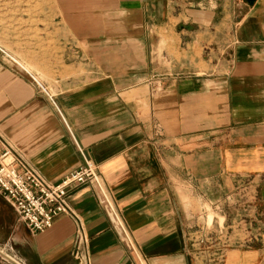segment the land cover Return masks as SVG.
I'll return each instance as SVG.
<instances>
[{"label": "crops", "instance_id": "crops-1", "mask_svg": "<svg viewBox=\"0 0 264 264\" xmlns=\"http://www.w3.org/2000/svg\"><path fill=\"white\" fill-rule=\"evenodd\" d=\"M15 10L0 19V155L10 148L51 184L96 165L99 182L68 200L89 264H215L193 229L204 203L222 219L220 264H264V0ZM237 196L251 233L222 211ZM75 233L61 216L30 234L0 194V249L23 264H79Z\"/></svg>", "mask_w": 264, "mask_h": 264}, {"label": "built area", "instance_id": "built-area-1", "mask_svg": "<svg viewBox=\"0 0 264 264\" xmlns=\"http://www.w3.org/2000/svg\"><path fill=\"white\" fill-rule=\"evenodd\" d=\"M38 86L46 92L42 86ZM16 159V154L10 148L0 155V194L32 235L47 231L61 216L72 218L76 223L73 257L79 264H89L83 225L70 209L68 200L73 191L99 182L96 165L84 159L81 166L57 184H51Z\"/></svg>", "mask_w": 264, "mask_h": 264}, {"label": "rangeland", "instance_id": "rangeland-1", "mask_svg": "<svg viewBox=\"0 0 264 264\" xmlns=\"http://www.w3.org/2000/svg\"><path fill=\"white\" fill-rule=\"evenodd\" d=\"M38 2V0H0V19H5V18H14L18 16V11L15 10L17 7H19L20 4L25 5L27 8L26 10V17L33 19L35 17V4ZM1 28V27H0ZM31 32V30H30ZM32 80L34 81V78L32 77ZM35 83V81H34ZM38 86V84L36 83ZM40 89V87L38 86ZM41 90V89H40ZM242 189H244L242 187ZM243 194L240 193V195ZM239 196V195H238ZM235 197V203H227V201L223 202L222 205V211L223 212H230L229 214H234L236 216V222L238 223V226H236V231H241L243 228L245 231L248 233H251L252 226L249 225L248 219L249 218H244V215H248V206L251 204L250 202L247 203L245 202V197ZM225 200V198H224ZM219 206V204H215L214 207ZM213 206L209 203H204L203 205V212L201 216H203L202 221L203 225L198 227H194L193 229H196L197 232L203 231V236H201L198 233V237L196 239L197 244L199 245V248L202 249L203 253L209 254L211 257V260L214 261L215 264H220L221 261L224 258V249L226 248L225 245L222 247L218 244V228L221 229L222 227V219L218 222L214 218V211H213ZM200 216V217H201ZM216 221V223H215ZM219 223L220 227L217 225ZM247 233H245L246 235ZM241 235V234H239ZM239 235H236V238L234 239V245L235 246H241L243 243L240 241L241 237L238 238ZM251 235V234H250ZM249 236V235H248ZM226 238V235H225ZM232 244V243H231ZM233 245V244H232ZM231 245V246H232ZM230 246V247H231ZM228 249V248H227ZM0 252H2L4 255H7L9 258L12 260L16 261L18 264H23L22 262L19 261V257L16 255L14 251L11 249H0ZM199 252V251H198ZM0 264H16L13 263L12 261L4 258L0 254Z\"/></svg>", "mask_w": 264, "mask_h": 264}, {"label": "bare ground", "instance_id": "bare-ground-1", "mask_svg": "<svg viewBox=\"0 0 264 264\" xmlns=\"http://www.w3.org/2000/svg\"><path fill=\"white\" fill-rule=\"evenodd\" d=\"M0 254H1L4 258H6V259L12 261L13 263H16V261L12 260V259L9 258L7 255H4L2 252H0ZM16 264H17V263H16Z\"/></svg>", "mask_w": 264, "mask_h": 264}]
</instances>
